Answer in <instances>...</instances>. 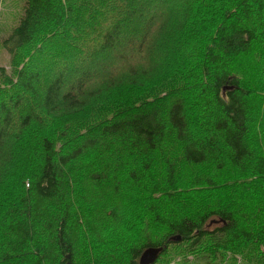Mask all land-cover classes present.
I'll list each match as a JSON object with an SVG mask.
<instances>
[{
	"label": "trees",
	"instance_id": "1",
	"mask_svg": "<svg viewBox=\"0 0 264 264\" xmlns=\"http://www.w3.org/2000/svg\"><path fill=\"white\" fill-rule=\"evenodd\" d=\"M8 4L0 264H264V0Z\"/></svg>",
	"mask_w": 264,
	"mask_h": 264
},
{
	"label": "rangeland",
	"instance_id": "2",
	"mask_svg": "<svg viewBox=\"0 0 264 264\" xmlns=\"http://www.w3.org/2000/svg\"><path fill=\"white\" fill-rule=\"evenodd\" d=\"M9 1L11 0H2V4H0V10L3 11V15L0 20L1 22L6 21L8 12L11 15L16 13V10L13 7L12 8L9 7V4H8ZM5 24H0V35L4 34L7 30V29H4ZM8 64H9V55L5 51V49L0 45V66H6L8 68Z\"/></svg>",
	"mask_w": 264,
	"mask_h": 264
},
{
	"label": "water",
	"instance_id": "3",
	"mask_svg": "<svg viewBox=\"0 0 264 264\" xmlns=\"http://www.w3.org/2000/svg\"><path fill=\"white\" fill-rule=\"evenodd\" d=\"M162 251L160 247H148L139 257L140 264H152L158 258L159 253Z\"/></svg>",
	"mask_w": 264,
	"mask_h": 264
}]
</instances>
